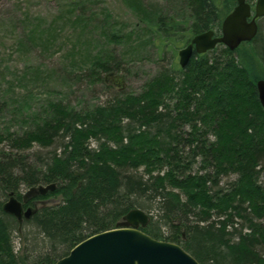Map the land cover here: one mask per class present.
Segmentation results:
<instances>
[{
  "label": "trees",
  "instance_id": "16d2710c",
  "mask_svg": "<svg viewBox=\"0 0 264 264\" xmlns=\"http://www.w3.org/2000/svg\"><path fill=\"white\" fill-rule=\"evenodd\" d=\"M184 1L181 19L157 18L161 51L220 31L236 6V0ZM109 64L101 59L95 67L106 71ZM261 79L264 43L258 32L235 51L219 45L195 54L186 68L173 65L139 95L85 114L53 103L33 129L22 135L7 130L0 135V144H12V152H0V264H55L136 209L156 212V222L143 232L179 244L200 264H264ZM58 138L66 142L49 163L21 155ZM230 175L236 180L221 189V179ZM52 184L55 190L39 197L61 196L62 202L25 219V246L16 252L12 232L19 221L4 211L6 200L12 195L22 201L23 188Z\"/></svg>",
  "mask_w": 264,
  "mask_h": 264
},
{
  "label": "rangeland",
  "instance_id": "374dc122",
  "mask_svg": "<svg viewBox=\"0 0 264 264\" xmlns=\"http://www.w3.org/2000/svg\"><path fill=\"white\" fill-rule=\"evenodd\" d=\"M185 15L184 0H0V135L33 129L53 103L85 114L124 95H139L148 81L179 66V51L188 45L161 51L154 30L158 16ZM258 24L264 43V17ZM101 59L110 62L106 71L95 67ZM65 140L58 138L48 148L35 145L21 155L36 164L49 163ZM11 146L4 141L0 152H12ZM200 164L197 160L193 170ZM138 173L143 174L141 169ZM235 180V175L223 177L219 187ZM259 181L264 185V172ZM39 187L22 189L25 207L37 212L62 202L61 196L40 198ZM153 210L144 212L154 217ZM18 221L12 242L23 253L29 226L25 218ZM123 226L124 220L116 227Z\"/></svg>",
  "mask_w": 264,
  "mask_h": 264
},
{
  "label": "water",
  "instance_id": "95a60500",
  "mask_svg": "<svg viewBox=\"0 0 264 264\" xmlns=\"http://www.w3.org/2000/svg\"><path fill=\"white\" fill-rule=\"evenodd\" d=\"M264 17V0H257L254 10L247 0H237L234 10L223 20L221 33L209 30L196 35L179 51V64L186 68L195 54H205L222 44L235 51L241 44L251 42L258 34V19ZM259 101L264 108V80L257 82ZM54 191L55 185L40 187L39 193ZM4 211L18 219L29 218L16 198L11 197ZM126 226L97 233L77 244L70 253L55 264H200L180 245L152 238L138 229L149 223L142 210H132L125 216Z\"/></svg>",
  "mask_w": 264,
  "mask_h": 264
},
{
  "label": "flooded vegetation",
  "instance_id": "af4514ba",
  "mask_svg": "<svg viewBox=\"0 0 264 264\" xmlns=\"http://www.w3.org/2000/svg\"><path fill=\"white\" fill-rule=\"evenodd\" d=\"M247 1L249 2V0H247ZM254 7H255L254 4H252V9H253V10H254ZM258 21H259V20H258ZM258 21H257V22H258ZM258 27H259V24H258ZM258 32H259V30H258ZM263 80H264V79H263ZM26 208H28V207H24V209H26Z\"/></svg>",
  "mask_w": 264,
  "mask_h": 264
}]
</instances>
